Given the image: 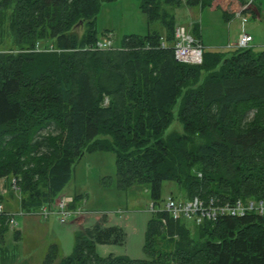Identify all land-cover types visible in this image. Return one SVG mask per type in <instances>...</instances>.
<instances>
[{"label": "trees", "instance_id": "1", "mask_svg": "<svg viewBox=\"0 0 264 264\" xmlns=\"http://www.w3.org/2000/svg\"><path fill=\"white\" fill-rule=\"evenodd\" d=\"M112 1L0 0V36L6 32L11 44L0 51V180L7 189L0 193V264H17L19 256L21 234L8 226L10 216L37 214L65 193L86 152L113 151L119 188H146L158 208L164 181L177 185L168 195L184 199L264 198V49L204 50L201 64L177 61L173 9L209 0H141L146 34L124 35L120 49H90L99 40L96 16ZM191 31L199 39L197 24ZM36 42L59 51H25ZM71 196L69 208H84L81 195ZM7 200L17 202L15 210ZM106 216L75 227L69 255L58 259L50 244L43 264H264V216L196 223L154 212L141 259L97 254L96 244L125 238Z\"/></svg>", "mask_w": 264, "mask_h": 264}, {"label": "rangeland", "instance_id": "2", "mask_svg": "<svg viewBox=\"0 0 264 264\" xmlns=\"http://www.w3.org/2000/svg\"><path fill=\"white\" fill-rule=\"evenodd\" d=\"M140 1L114 0L103 3L95 20L98 39L102 40L111 36L113 45L119 47L124 35L146 34L149 27L147 17L139 7ZM211 1L209 0L210 3ZM218 2L225 6L224 9H227L228 13L238 10L244 4L240 0H218ZM235 2H237L236 7H231ZM247 8L250 11H255L254 1L249 3ZM173 12L176 21L187 27L192 19L197 20L201 27L202 38L206 42H215L218 46L224 42L223 38L225 39L227 35V27L224 25V28H221L220 26L222 23L220 11L210 10L209 7L201 9L180 5L173 9ZM237 26L238 21L235 20L231 26L230 39L232 42L236 40L232 34H235ZM152 27L162 33L160 23L155 22ZM246 29L253 37V46H251L253 50L264 49V24L255 21L254 17L249 15ZM77 30L82 33L81 26ZM108 30L110 33L105 32ZM10 45V38L5 32L0 36V51H7ZM205 51L228 52L223 47L205 48ZM178 127L181 131L182 127L180 125ZM173 128H177V125H174ZM64 192L81 195L84 198L82 200L83 209L93 213L77 215L73 219V224L66 225L58 223L53 219L54 217H51L47 222L40 219L38 215L36 217L30 214H17L15 229L21 232L20 241H16L19 252V258L15 256L17 264H43L48 247L52 243L58 246V259L69 255L74 246L72 226L75 224L74 227L84 228L91 222L93 223L95 219H100L102 214L108 216V223L120 224L119 226L125 232V238L119 244H96V252L99 256L124 255L131 259L146 257L143 245L147 223L152 218V212L148 210L147 206L153 201L150 199L148 190L144 187L135 185L126 190L119 188L113 151L86 152L75 163L71 179L65 186ZM177 192V185L174 182L164 181L162 183V199L170 193L175 195ZM16 203L7 200L6 207L15 210ZM190 230L193 231L192 227ZM6 234L10 239V233Z\"/></svg>", "mask_w": 264, "mask_h": 264}, {"label": "built area", "instance_id": "3", "mask_svg": "<svg viewBox=\"0 0 264 264\" xmlns=\"http://www.w3.org/2000/svg\"><path fill=\"white\" fill-rule=\"evenodd\" d=\"M253 0H247L243 5L239 7L233 13L234 17L240 18L242 23L247 22V15L245 9L248 4ZM253 37L245 29L238 33L236 40L228 41L226 48L238 49L248 48L252 46ZM160 47H165V40L160 39ZM90 49L95 50H110L120 49L113 45L112 37H108L102 40H98L95 43V47ZM204 47L201 41L195 38L185 26L179 24L174 30V43L173 51L174 57L177 61L188 64H200L202 62ZM32 52H51L59 51L52 44L43 45L40 42H36L33 49L25 50ZM11 188L17 189L15 180H11ZM7 192L6 187L3 184V179L0 180V193L5 194ZM73 201V197L69 194L62 193L51 204L44 205L38 211V215L47 220L54 217L60 224H66L71 219L80 214L91 213L84 210L81 206L75 208H69L70 203ZM2 206L0 205V210ZM148 210L152 213L158 211L167 212L173 219H187L200 223L201 221L215 220L221 216L229 217H243L250 214H256L258 216H264V198H220L216 196H209L207 199H202L199 196H194L189 199L181 197H174L168 195L164 198L162 208L155 206L154 202H151L147 206ZM19 214H22L20 212ZM8 226L11 229H15L17 221L15 216H10L8 219Z\"/></svg>", "mask_w": 264, "mask_h": 264}, {"label": "crops", "instance_id": "4", "mask_svg": "<svg viewBox=\"0 0 264 264\" xmlns=\"http://www.w3.org/2000/svg\"><path fill=\"white\" fill-rule=\"evenodd\" d=\"M217 1L218 0H212L211 1V3H210V5H208V6H206V7H209V9L210 10H214V11H220V13H221V21H222V23H220V26H221V28H224V25H225V27H227V35H226V37H225V39L223 38V40H224V42L221 44V45H217L215 42H206L203 38H202V34H201V27H200V24H199V22L197 21V20H195V19H192V21L188 24V27H187V29H188V31L191 33L192 31H191V29H192V25H194V24H197L198 25V32H197V37L200 39V41H201V43H202V45H203V47H204V50H205V48H210V49H214V48H216V47H223V48H226L225 46H226V44H227V42L228 41H231V39H230V37H231V26H232V24H233V22L236 20V21H238V26L236 27V29H235V34H232V36H234V38L236 39V37H237V35H238V33L242 30V28L243 29H245L247 32H248V30L246 29V24H247V22L249 21V15H252V14H250V12H245V14L247 15V22L246 23H242L241 22V20H240V18H237V17H234L233 16V13L235 12V11H233V12H231V13H228V10L227 9H224V5L223 4H221V3H217ZM254 1V3H255V14L254 15H252V17H254V19H255V21H259V22H262V25L264 24L263 22H264V1L263 0H253ZM236 5H237V2H235V3H232V5H231V7H233V8H235L236 7ZM187 6V5H186ZM188 7H192V8H201V9H203V8H205V7H201L200 5H197V6H188ZM176 24H181V23H179L178 21H176ZM185 26V25H184ZM192 34V33H191ZM193 35V34H192ZM194 36V35H193ZM233 38V39H234ZM252 46H253V44H252ZM227 49V48H226ZM228 50V52H229V49H227ZM91 213H93V212H91ZM30 215H33V216H36L37 217V215L38 214H36V213H33V214H30ZM40 218V217H39ZM108 218V217H107ZM41 219V218H40ZM53 219H55V218H53ZM74 219V218H73ZM73 219H71L68 223H70V224H73L72 222H73ZM43 220V219H42ZM49 220H50V218L48 219V220H43V221H47V222H49ZM56 220V219H55ZM95 220H97V219H95ZM57 221V220H56ZM58 222V221H57ZM59 223V222H58ZM68 223H66V224H68ZM65 224V225H66ZM75 225V224H74ZM74 225L72 226L73 227V233H74V231H75V227H74ZM118 225H120V224H118ZM20 234H21V232H20Z\"/></svg>", "mask_w": 264, "mask_h": 264}, {"label": "bare ground", "instance_id": "5", "mask_svg": "<svg viewBox=\"0 0 264 264\" xmlns=\"http://www.w3.org/2000/svg\"><path fill=\"white\" fill-rule=\"evenodd\" d=\"M179 25V24H178ZM182 25V24H181ZM184 26V25H183ZM186 27V26H185ZM186 29H187V27H186ZM188 30V29H187ZM195 37V36H194ZM196 38V37H195ZM227 49H229V50H232V49H230V48H227ZM203 52H204V50H203ZM202 59H203V57H202ZM202 63V62H201ZM200 63V64H201Z\"/></svg>", "mask_w": 264, "mask_h": 264}]
</instances>
